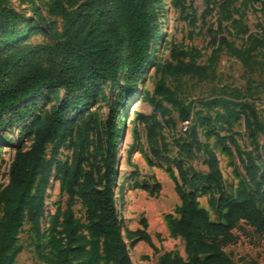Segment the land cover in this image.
<instances>
[{
  "label": "trees",
  "instance_id": "1",
  "mask_svg": "<svg viewBox=\"0 0 264 264\" xmlns=\"http://www.w3.org/2000/svg\"><path fill=\"white\" fill-rule=\"evenodd\" d=\"M159 2L86 0L80 5V18L90 22L91 30L86 36L54 46L28 48L20 42L34 23L30 22L20 30L12 29L11 26L19 23L23 15L0 4V116L4 117L9 110L21 104L8 118L0 117V130L5 123L35 113V100L27 101L44 90H48L47 101L55 102L30 126L33 141L28 149L15 150L8 168V181L0 189V211L3 212L0 217V264H13L20 252L16 236L24 221L30 224L35 235L39 234L53 165L58 175L59 191L66 195V200L64 209H57L50 220L49 232L57 242L52 263L134 264L122 235V221L114 197L117 148L110 138L105 150L99 135L95 143L90 139L89 131L95 127L96 120L87 109L92 103L106 100L109 107L106 126L111 129L116 110L136 93L141 75L156 51ZM173 3L183 6L181 0H173ZM221 25L219 19L218 31ZM34 31L46 33L42 28ZM50 35L55 38L54 32ZM211 39L217 41V48L224 47L236 57L244 72L255 71L253 53L264 48V37L252 36L243 49L233 45L222 34L218 38L212 35ZM217 48L212 50L208 64L199 65L182 62L180 59L187 56V51L172 44L169 55L172 60L179 61L165 64L152 93L141 91L139 94L144 95L155 109L163 108L157 103L158 98L171 102L177 108L179 120H188L190 104H184L175 97L165 83V76L197 74L212 67ZM39 50L51 55L45 67L37 62L35 53ZM159 67L157 62L155 69ZM61 90L65 95H60ZM241 95L240 90H236L233 98H212L204 105L221 107L227 118L240 112L253 149L264 153V121L251 102L240 99ZM71 110L75 111L74 116L70 114ZM220 116L223 117L222 114ZM140 117L144 122H150L146 136L151 141L160 123L152 116L140 114ZM120 131L115 130L116 133ZM258 135L263 138L262 144ZM191 137L192 143L199 146L194 129ZM227 139L228 145L221 139L216 143L222 144V151L226 154L232 153L231 147L235 150L248 183L239 181L235 192L229 194L223 184L217 155L209 148H205L207 171L204 173L192 171L188 175L181 160L172 161L182 184L173 179L174 191L180 202L174 208L176 217L169 221V226L172 234L183 240L186 257L167 252L158 258L156 264H233L224 248L237 241L234 230L240 223L249 225L256 234L264 235V165L248 152L244 157L235 138ZM52 143L56 148L61 144L67 145L69 159L45 160L47 145ZM93 143L95 148H91ZM184 145L191 149V144ZM151 153L164 162H170L155 148H151ZM186 181L193 183L192 190L184 188ZM159 186V183H154L140 187L153 194ZM197 187L211 190L210 206L220 207L216 220H212L208 210L200 205ZM76 202L83 208L81 215H76L73 209ZM141 224L145 226L144 220ZM58 226L61 227L59 231ZM55 233L58 237L54 236ZM129 236L150 241L144 229L130 231Z\"/></svg>",
  "mask_w": 264,
  "mask_h": 264
},
{
  "label": "rangeland",
  "instance_id": "2",
  "mask_svg": "<svg viewBox=\"0 0 264 264\" xmlns=\"http://www.w3.org/2000/svg\"><path fill=\"white\" fill-rule=\"evenodd\" d=\"M84 2L86 0H0L1 5L23 15L19 23L11 26L12 29L20 30L30 22L34 23L20 42L27 48L54 46L68 40L77 41L86 36L91 28L86 18H80V5ZM181 2L182 7L174 4L173 0L159 2L156 51L138 82L139 92L152 93L154 84L160 77V70H163L165 64L179 61L172 60L169 55L172 44L187 51V56L180 59L182 62L205 65L209 62L212 50L217 48V41H212V35L218 38L222 34L241 49L248 45L252 36L264 37V0ZM219 19L222 25L218 31ZM233 20L236 22L233 23ZM37 28H42L46 33L35 32ZM50 32H54L55 38ZM35 54L42 67L51 59L47 51L39 50ZM253 57L256 60L255 71L246 73L240 61L226 48H217L216 60L212 67L197 74L166 75L165 83L174 92L175 97L184 104H190L189 119L186 121L179 120L177 108L171 102L158 98L157 103L163 108L155 109L139 92L116 110L111 129L106 126L109 112L106 100L92 103L87 109L96 120L95 127L89 131L90 139L95 143L99 135L105 150L110 138L117 148L114 197L122 221V235L134 264H156L158 258L167 252L186 257L183 240L172 234L169 226V221L176 217L174 208L180 202L174 191L173 179L176 178L182 184L174 164L176 160L182 161L188 175L192 171L204 173L207 171L204 164L205 148L211 149L217 155L223 184L229 194L235 192L239 181L248 183V180L235 150L231 147V154L224 153L222 144L216 143L217 139L228 145L227 138H235L244 157L248 152L264 165V155L253 149L243 115L235 112L234 117L227 118L221 107L204 105L205 101L212 98H233L236 90H240V99L251 102L259 117L264 120V48L257 49ZM157 62L160 67L156 70ZM60 95H65V92L61 90ZM47 98L48 90L30 98L27 102L35 100L37 111L23 115L20 120L5 123L0 130V189L8 181V168L15 150L28 149L33 141L30 126L44 110L55 103H49ZM20 105L0 117L8 118L12 110ZM232 108L238 110L235 105H232ZM70 114L74 116L75 111L71 110ZM140 114L152 116L160 123V127L155 128V136L151 141H148L146 136L150 122H144ZM116 129H121L120 133H116ZM192 129L196 131L199 146L192 143ZM109 134L112 136L109 137ZM259 139L261 143L263 138L259 136ZM94 143L91 148H95ZM184 144H191V149L188 150ZM55 146V143L47 145L45 160L51 158L56 162L69 159L70 149L67 145L61 144L57 148ZM151 148L157 149L159 155L168 158L170 162L155 157ZM54 168L55 165L45 193L39 234L35 235L30 224L24 221L16 236V242L21 249L13 264H54L52 259L57 242L49 232L50 220L57 209H64L66 200V195L59 191L58 175ZM154 183H159L160 186L153 194L140 187ZM183 186L186 190L194 188L190 181H186ZM197 191L200 205L208 210L212 220H216L220 207L210 206L211 190L197 187ZM214 193L217 196L215 191ZM73 209L76 215L83 213V208L78 202L74 204ZM2 214L0 211V217ZM141 220H144L145 226L141 224ZM60 229L58 226L57 230ZM136 229L146 230L150 241L131 238L129 232ZM234 233L237 241L224 248L233 264H264V235L256 234L245 223H240ZM54 236H57L56 233Z\"/></svg>",
  "mask_w": 264,
  "mask_h": 264
},
{
  "label": "crops",
  "instance_id": "3",
  "mask_svg": "<svg viewBox=\"0 0 264 264\" xmlns=\"http://www.w3.org/2000/svg\"><path fill=\"white\" fill-rule=\"evenodd\" d=\"M260 118V117H259ZM261 119V118H260ZM262 120V119H261ZM262 121H264V120H262ZM259 136L260 135H258L257 137H258V139H259ZM260 140V139H259ZM262 142H263V140L261 141V144H262ZM261 154H263L264 155V153L263 152H261Z\"/></svg>",
  "mask_w": 264,
  "mask_h": 264
},
{
  "label": "bare ground",
  "instance_id": "4",
  "mask_svg": "<svg viewBox=\"0 0 264 264\" xmlns=\"http://www.w3.org/2000/svg\"><path fill=\"white\" fill-rule=\"evenodd\" d=\"M138 92H139V89H137L136 93H138Z\"/></svg>",
  "mask_w": 264,
  "mask_h": 264
}]
</instances>
